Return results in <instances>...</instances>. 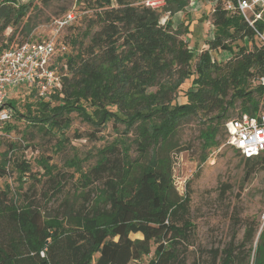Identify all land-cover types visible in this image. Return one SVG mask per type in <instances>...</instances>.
<instances>
[{
    "label": "trees",
    "instance_id": "obj_1",
    "mask_svg": "<svg viewBox=\"0 0 264 264\" xmlns=\"http://www.w3.org/2000/svg\"><path fill=\"white\" fill-rule=\"evenodd\" d=\"M145 1L77 0L96 13L82 33L88 39L86 45L79 42V49L71 55L56 47L53 68L59 72L62 89L50 98L58 104L38 100L37 114L30 117L28 106L29 117L20 115L31 126L51 132L68 127L66 116L72 112L91 122V114L81 105L88 102L99 123H122L124 134L134 135L137 157L131 158L132 144L125 137L115 139L98 152L90 171L81 174L82 207L75 209L65 203L55 215L44 214L30 199L16 204L5 185L0 189V264H135L150 254L151 246L154 251L146 264L178 262L175 247L187 240L191 225L183 221L189 198L186 194L178 197L173 187L170 139L182 120L216 110L200 137L204 150L217 147L219 120L226 118L236 101L240 102L237 115L256 111L260 101L254 93L264 102V87L251 89L250 81L264 76V46L238 15L223 10L224 0H213L210 26L215 29L214 38L209 50L196 56L181 34L173 31L170 20L160 22L162 12H182L188 1L163 0L165 7L160 10L145 6ZM29 8L30 4L18 5L17 0H0V53L31 43H14ZM9 28L13 32L6 37ZM237 40L243 45L233 58L226 66L217 65L210 52L232 53V43ZM248 42L251 48L246 47ZM173 72L176 82L167 84ZM191 76H195L191 81L194 88L184 93L186 102L179 103L173 95ZM152 88L155 93L148 91ZM16 96L9 101L14 113L12 97L16 100ZM237 153L246 166L264 160V153L251 158ZM6 156L7 152L0 154V177L6 175ZM69 165L79 170L76 161ZM16 168L21 177L29 171L25 162ZM42 168L54 184L55 195L59 194L62 184L53 174L54 166L47 161ZM254 170L247 168L245 178ZM96 182L100 186L85 191ZM137 234L141 239L130 238ZM254 259V264H264L261 243ZM229 263L227 257L224 264Z\"/></svg>",
    "mask_w": 264,
    "mask_h": 264
},
{
    "label": "rangeland",
    "instance_id": "obj_2",
    "mask_svg": "<svg viewBox=\"0 0 264 264\" xmlns=\"http://www.w3.org/2000/svg\"><path fill=\"white\" fill-rule=\"evenodd\" d=\"M187 1L188 5L182 12L174 15L162 12L160 22L164 24L170 20L173 31L181 34L180 38L188 50L197 56L209 50V41L214 38L215 29L210 26L213 0ZM17 4H30V8L15 32L14 43H36L54 38L57 48L68 55L77 52L79 42L82 41L84 45L88 43L82 33L89 21L94 19L96 11L89 10L83 3L77 0H17ZM158 7L160 10L165 5ZM69 14L72 20L60 28L57 21ZM12 32L13 29H7L5 36H11ZM242 45L241 40L232 43V53L211 51L212 60L219 66H226ZM246 47L251 48V43H246ZM194 62H191V70ZM172 67L173 70L176 68L174 65ZM56 73L59 76V72ZM172 74L171 79L166 80L167 84L176 82L173 80L177 75L175 72ZM194 77L185 80L178 93L173 95L179 103L186 102L183 95L194 88L191 84ZM155 90L152 88L148 91L155 93ZM35 95L22 90L16 100L13 96L12 102L19 116L15 112L7 123L0 125V154L7 152L6 175L0 177V189L8 185L10 197L16 204L26 203L30 199L48 215L60 213L65 203L75 209L81 208L84 201L80 194L81 174H87L95 165L98 152L117 138L125 137L126 142L132 144L130 155L132 159L136 158L135 137L130 132L124 134L125 125L122 123L117 124L112 120L99 123L91 113L88 102H81V105L91 114V122L82 120L77 113L72 112L66 116L68 127L53 128L51 132L42 131L37 126H31L27 118L20 117H29L28 106L30 117L38 113L37 103L40 101ZM254 95L261 103L260 95ZM49 101L52 106L58 104L57 100L50 98ZM239 104L236 101L228 109L226 118L219 120L217 147L204 150L200 137L211 122L210 119L217 115V111L212 109L182 120L170 139L174 147L170 153L173 187L178 197L186 194L189 198L183 221L191 225L186 233L187 240L175 247L178 262L174 264H224L227 257L230 259L229 264H254L256 246L261 243L264 249V237L262 240L259 238L264 226L261 221L264 211V160L246 166L237 150L226 145L224 125L239 113ZM7 127L12 129L6 130ZM47 161L54 166L53 174L62 184L61 192L57 195L54 184L48 181L49 177L42 168ZM72 161H76L79 170L69 165ZM21 162L29 166V171L22 177L16 168ZM250 166L255 170L250 178H245V171ZM98 186L96 182L85 191ZM130 238L141 239V236L131 235ZM153 251L154 246H151L150 254L135 264H146Z\"/></svg>",
    "mask_w": 264,
    "mask_h": 264
},
{
    "label": "built area",
    "instance_id": "obj_3",
    "mask_svg": "<svg viewBox=\"0 0 264 264\" xmlns=\"http://www.w3.org/2000/svg\"><path fill=\"white\" fill-rule=\"evenodd\" d=\"M145 6L159 9L163 0H147ZM223 10L238 15L254 33V38L264 46V0H224ZM72 20V15L57 21L62 28ZM56 39L24 43L0 53V125L7 123L14 110L10 105L12 95L21 91L36 93L40 101H49L51 95L62 89L61 78L53 68ZM253 88L264 87V76L252 78ZM226 145L235 148L247 158L264 153V102L252 113H240L225 123ZM264 224V211L261 213Z\"/></svg>",
    "mask_w": 264,
    "mask_h": 264
}]
</instances>
